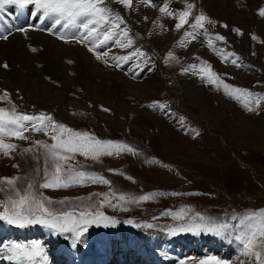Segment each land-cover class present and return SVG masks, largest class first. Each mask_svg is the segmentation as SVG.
<instances>
[{"label":"rangeland","instance_id":"374dc122","mask_svg":"<svg viewBox=\"0 0 264 264\" xmlns=\"http://www.w3.org/2000/svg\"><path fill=\"white\" fill-rule=\"evenodd\" d=\"M248 1L224 0L215 5L220 7L219 11L212 12L202 4L204 0H151L156 7L142 0H133L131 6L113 0L109 7L126 21L134 44L121 48L109 43L98 50L109 53L100 59L85 44L58 38L60 33L71 37L75 30H63L58 26L46 31L51 21L41 23L33 16L34 6L23 9L7 6L0 12V35H8L7 40H0L3 51L0 95L6 91L10 97L0 100V107L15 106L18 112L37 116L46 113L71 129L94 134L103 141L126 144L134 150L117 153L113 149V155H104L98 160L77 153L75 159L68 162L80 170L99 174L110 184L43 189L39 187L43 182L42 171L38 173V170L43 168L44 150H40L39 161L33 158L34 152L20 153L32 147V141L44 140L49 144L53 141L48 135L31 130L25 133L31 137L28 141L5 138L6 142L16 143L18 148L10 158L0 154V178L20 177L18 187L21 189L35 180L33 191L38 195L43 193L52 201L69 198L73 204L84 207L86 203L98 204L104 199L100 195L92 196L95 193L107 194L111 204L116 205L106 204L100 209L116 222L109 221L108 227H104L103 222L91 225L76 247L72 246L69 234L55 235L41 225L18 230L24 233L13 234L16 242H41L48 257L44 264H68L69 252L74 250L77 256L73 259L78 258L75 264L88 259L123 264L121 261L128 258L123 251L133 257L135 248L151 249L157 260L163 255V249H157L160 246H170L169 250L179 248L183 252L189 248L183 247L184 241L192 242L194 248V243L206 244L208 239L214 240L220 248L215 256L226 252L222 260L227 264H240L244 258L240 255L241 246L234 240L209 233L171 235L169 230L196 213L225 220L232 214L242 215L264 208V99L258 112H248L242 102L226 95L223 84L219 83L223 80L235 87L264 94V17L259 15L264 0ZM166 2L169 11L186 10L187 3H194L193 16L203 12L217 23L215 27L205 23L207 35L197 30L195 39H185L184 32L191 31L189 25L177 31V19L159 12L158 8ZM192 19L190 16L189 23ZM21 28L28 31H17ZM234 29L241 30L243 35ZM32 30L55 36L64 50L53 52L46 44L42 50L31 36ZM215 34L224 36L227 43L215 40ZM17 35L22 37L19 43L24 47L14 54L10 51V39ZM209 39H212L211 45ZM33 48L36 51H32ZM136 48L147 55L133 56L126 63L121 62L120 67L111 59L112 56L131 55ZM170 51L172 57L167 56ZM226 53H235L230 59H237L236 65L225 61ZM23 54L26 58L21 61L19 57ZM5 63L7 68L2 66ZM190 65L198 67L191 69ZM201 67L207 71L200 72ZM213 72L219 77L216 85L202 78ZM255 99L252 98L253 107ZM154 102L168 107L161 111L152 107ZM181 117L184 118L183 126L179 122ZM151 193L164 195L128 202L133 197ZM8 194L0 191V200H6ZM120 195L126 200L120 201ZM90 196L92 199H87ZM78 197L85 200H77ZM181 211L184 219H174ZM2 224L0 247L10 244L7 240L13 237L10 231H5L10 226L0 221ZM148 224L153 227H147ZM30 234L32 236L28 237ZM134 255L136 259L143 257L139 253ZM183 256L170 264H180ZM205 257L198 255L196 259L185 258L184 261L185 264H199L200 260L207 259ZM59 258L61 263L56 262ZM0 264L7 263L0 261Z\"/></svg>","mask_w":264,"mask_h":264},{"label":"snow or ice","instance_id":"6c2138e0","mask_svg":"<svg viewBox=\"0 0 264 264\" xmlns=\"http://www.w3.org/2000/svg\"><path fill=\"white\" fill-rule=\"evenodd\" d=\"M112 2L113 0H0V12L4 11L7 6L15 5L21 9L30 5L34 6L33 16L41 23L51 21L50 28L45 29L46 31H52L58 26L63 30H75L71 37L60 33L58 38L66 42L71 39L78 43H83L88 46L89 51L96 53L97 59H100L101 56H108L109 53L98 50L109 43L118 44L121 48H128L134 44V40L130 36L131 30L127 27L126 21L119 12L109 7ZM117 2L125 6H131L133 0H117ZM142 2L146 5L151 4V0H142ZM151 6L156 7L154 4H151ZM194 7V3H187L186 10L169 11L168 3L166 2L158 10L168 17L177 19L178 22L175 24L177 31L183 28L184 25H189L191 31L186 30L184 38L191 37L195 39L197 30L202 31L206 35L208 34L205 23L215 27L217 22L211 20L203 12L193 16L192 10ZM259 15L264 17V8L259 9ZM190 16L193 17L191 23H189ZM145 19L147 20V17ZM121 25H124V27L122 28ZM223 26L227 27V25ZM17 31L26 33L28 30L21 28L17 29ZM234 31L243 35L239 29H234ZM52 34L56 33L53 32ZM7 39L8 35H0V40ZM214 39L227 43L226 38L219 34H215ZM253 39H255V36H253ZM208 43L211 45L212 39H209ZM32 51H36V49L33 48ZM146 55L139 48H136L131 55L112 56L111 59L115 61L117 67H120L121 62L126 63L133 56L143 57ZM167 56L172 57L173 53L170 51ZM231 57H235V53H226L225 61L236 65L237 59H230ZM2 66L4 68L8 67L6 63ZM197 67V65L189 66L191 69H197ZM188 70L187 68L184 69L185 72ZM199 71L206 72L207 70L201 67ZM202 78L213 85H216L219 79L214 72ZM219 83L223 84L225 94L242 102V106L248 112H258L260 110L264 94L235 87L223 80H219ZM253 97L256 98L255 107L251 106ZM5 98H10L6 91L3 95H0V100ZM152 107L164 111L168 106L154 102ZM104 110L108 111V109ZM179 122L183 126L184 118L181 117ZM29 130L35 133H44L53 141L51 144L44 140L32 141V147L22 149L20 153L23 155L34 152L33 158L39 161L40 150H44L42 153L44 158L43 168L38 170V173L42 171L41 179L43 182L39 184V187L43 189H67L77 185L84 186L89 183L110 184V181L99 174L80 170L68 162L74 160L77 153L85 158L98 160L101 156L113 155V149L117 150V153L123 150L134 151L126 144L103 141L96 138L94 134L71 129L63 123L55 121L46 113H41L39 116L32 115L18 112L15 106H12L10 109L0 107V154L10 158L11 154L17 150L18 145L6 142L5 138L28 141L31 140V137L25 135V133L29 132ZM13 167H19V165H13ZM109 171L116 172L117 170L110 169ZM19 180L20 177L0 178V191L9 193L6 200H0V209H2L0 210V221L8 225L19 228L41 225L48 228L55 235L69 234L72 237V246L76 247L78 243L82 242L83 235L91 225H99L103 222V226L108 227L109 221H112L113 224L116 222L114 218L107 216L100 210L106 204L116 207V205L111 204L107 194L94 193L92 196L100 195L104 199L98 204L86 203L84 207H80L73 204L69 198H65L62 201H52L50 198L45 197L43 193L38 195L33 191L35 180L30 182L26 189H21L18 187ZM5 185H7V188H5ZM158 195H164V193L141 195L131 198L128 202L147 201ZM172 195L181 194L172 193ZM92 196L87 199H92ZM76 199L82 202L85 200V198L80 197ZM118 199L125 201L126 197L120 195ZM55 204L64 205V207H53ZM174 219L183 220L184 213L182 211L176 213ZM128 223H132V221H128ZM147 227L151 228L153 226L148 224ZM169 231L171 235H176L179 232H193L197 235L209 233L217 237L234 240L241 246L240 255L244 258L240 260V264H264V208L242 215L232 214L230 219L225 220H217L201 213H196L188 221L178 227L171 228ZM47 258L46 251L39 241L11 242L0 247V261H8L9 264H44ZM180 264H185V261L181 260ZM199 264H227V262L217 259L215 256H210L207 259L200 260Z\"/></svg>","mask_w":264,"mask_h":264},{"label":"bare ground","instance_id":"6f19581e","mask_svg":"<svg viewBox=\"0 0 264 264\" xmlns=\"http://www.w3.org/2000/svg\"><path fill=\"white\" fill-rule=\"evenodd\" d=\"M222 1H224V0H209V2H207V1H205L204 0V2L202 3V4H205V7L206 8H208L210 11H212V12H217V11H219V8L220 7H216L215 5H217L218 4V2H222ZM250 1V0H249ZM248 1V2H249ZM254 2H255V0H253ZM252 1V2H253ZM228 4V3H227ZM209 6H211V7H209ZM229 6V5H228ZM254 6V5H253ZM252 6V7H253ZM256 6V5H255ZM261 8H264V7H261ZM230 9H231V7H230ZM257 17V16H256ZM238 18V17H237ZM251 18V17H250ZM251 22H253V20L251 21ZM246 25V24H245ZM247 26H249V22H248V25ZM260 32V31H259ZM32 37L34 38V40H35V42H37L36 44L39 46V48H41L42 50H43V45H47L48 47H50L51 49H52V51L54 52V51H57L58 52V50L59 51H63L64 50V47L60 44V42L58 43L57 41H55V36H50V35H48L47 33H45L44 31H35V30H32ZM22 39V37L20 36V35H17V36H14V37H11V39H10V42H11V44H10V46H11V48H10V51H11V53H14V54H16V53H18V52H20L21 50H22V48L24 47L22 44H20L19 42H20V40ZM34 42V43H35ZM2 48H0V57L2 56V50H1ZM66 49V48H65ZM79 49V48H78ZM48 50V49H47ZM74 50H76L75 48H74ZM82 50V49H81ZM25 52V51H24ZM48 52V51H47ZM59 54V53H58ZM23 56H26L25 54H23V55H21L20 57H19V60H21V61H23V59L24 58H26V57H23ZM94 57V56H93ZM91 58V57H90ZM16 62V61H15ZM86 67H88V66H86ZM46 94L48 95V92H46ZM45 94V95H46ZM44 95V97H46ZM32 96V95H31ZM48 97V96H47ZM146 243V242H145ZM141 246V245H140ZM124 248V247H123ZM139 249H141V253H142V255H143V257L142 258H140L141 259V261L139 262V260L140 259H136V258H134V254H136V253H139V254H141L140 252H138V251H136V250H139ZM143 248L142 247H138V248H135L134 249V251H132L133 253V257H131L132 255H129L131 258H129V256H128V254H127V251H123V253H126V254H124V255H126V257H128L127 258V261H126V263H124V264H156L155 262H156V257H155V255H154V253L151 251V249H148V251H143L142 250ZM157 249H162L161 248V246L160 247H158ZM75 251V250H74ZM161 252V251H160ZM146 254H153V255H150V256H148V255H146ZM74 255H76L75 254V252H73V254H72V256H74ZM163 255H165L164 253H163ZM121 256V255H120ZM123 257V256H122ZM136 257V256H135ZM139 257V256H138ZM108 258V257H107ZM166 258V257H165ZM160 259V258H159ZM158 259V260H159ZM76 260V259H75ZM103 260V259H102ZM151 261V262H150ZM4 262H6L7 264H9V262L8 261H4ZM56 262H59V263H61L62 261L60 260V258L59 259H56ZM110 262H111V260H110ZM123 262V261H122ZM88 264H91L90 262H87ZM109 263V260H103V261H101V264H108Z\"/></svg>","mask_w":264,"mask_h":264}]
</instances>
